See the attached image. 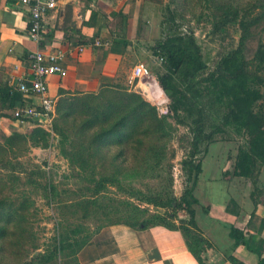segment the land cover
Wrapping results in <instances>:
<instances>
[{
  "label": "trees",
  "instance_id": "1",
  "mask_svg": "<svg viewBox=\"0 0 264 264\" xmlns=\"http://www.w3.org/2000/svg\"><path fill=\"white\" fill-rule=\"evenodd\" d=\"M185 3L182 0V4ZM206 3L213 10L212 33L226 39L229 28L237 26L241 31L240 40L238 46L224 53L211 70L195 33L181 31L178 10L167 7L161 27L162 39L153 50L165 69L158 80L170 99L169 115L160 116L158 108L139 93L118 85H104L97 93L61 91L53 129L60 137L61 153L71 168L79 175H91L88 181L93 187L87 188L91 194L86 193L88 199L74 204V208L87 218L92 207L99 208L98 197L107 185L122 187L123 161L120 159L133 157L143 167H149V161L160 163L167 155L168 118L186 126L192 135V148L182 163L188 184L183 195L180 198L164 194L146 196L132 188L130 194H142L145 202L156 207L185 211L191 219L177 226L174 213L171 215L174 221L168 223L165 215L142 217L143 211L137 208L125 209L122 213L124 221L114 219L111 225L125 224L135 229L164 226L179 230L199 264H206L202 255L210 243L197 224L194 209L199 204L195 191L202 174V162L198 157L207 154L217 135L226 133L227 129L245 137V145L236 155L234 176L251 180L255 203L260 192L259 177L264 169V105L260 103L264 88V43L258 45L252 59L246 55L254 30L264 24V0H253L247 8L239 5V0H206ZM128 46L124 39L112 43L113 51H122ZM22 105V96L0 83V118H9V113ZM49 136L46 130L36 127L30 134L13 131L0 140V264L7 247L14 256L28 246L32 250L38 249L37 243L31 241L27 224L30 201L27 198L22 201L13 199L10 192L21 181L16 172L19 159L31 148L48 147ZM112 148H117V152L109 158L107 154ZM99 167L102 171L100 177ZM39 173L45 177V173ZM29 184L41 183L30 181ZM44 189L51 195L56 192L51 183H45ZM230 235L236 246L244 244L243 232L232 228ZM89 239L72 241L63 237L54 248L25 264H51L61 256L60 264H64L65 253H69L68 258H74L78 264L77 255ZM228 260L231 264H244L234 257H228Z\"/></svg>",
  "mask_w": 264,
  "mask_h": 264
},
{
  "label": "rangeland",
  "instance_id": "2",
  "mask_svg": "<svg viewBox=\"0 0 264 264\" xmlns=\"http://www.w3.org/2000/svg\"><path fill=\"white\" fill-rule=\"evenodd\" d=\"M72 1L68 5L70 9L72 6L74 17L77 21L83 22V27L94 33L90 41L100 39L103 43L109 42L112 45L113 41L124 39L131 45L126 64L128 68L123 73L121 83L115 85L140 94L139 88L135 90L128 86L127 78L134 66L139 63H144L151 69L153 79L160 88L157 85L156 89L152 87L153 85L149 86L145 92L146 95H141L158 108L160 116L169 115L170 99L160 86L158 76L163 74L165 69L162 61L155 56L153 49L162 39L161 27L166 18L168 6L178 10L177 16L181 31L195 33L204 59L211 70L224 53L238 46L240 40L241 31L237 26L229 28V36L226 39L212 33L213 10L209 8L206 0H184L185 4H182V0ZM252 1L239 0V5H246L245 8H247ZM73 26L74 23L70 27ZM260 43H264V24L254 30V35L248 43L246 52L248 59L253 58ZM262 92L263 100L260 103L264 105V88ZM167 122L170 125V137L167 141L165 158L160 163L149 161V167L138 165L133 157H128L126 160L120 159V162L123 161L120 175L122 187L107 185L98 197L99 208L92 207L87 218L83 217V212L74 208V204L81 199H88L86 193L91 194L87 191L88 187H93L88 181L91 175L90 173L79 175L77 171H74L61 153L60 137L54 130L51 133L48 132L50 134L48 147L31 148L19 159L20 165L16 172L21 177V181L18 185H14L10 192L13 199L22 201L27 198L30 201V209L26 215L27 224L32 235L31 241L37 243L38 249L32 250L31 246H28L25 251L14 256L7 247L1 264H25L35 261L39 255L54 248L63 237L72 241L77 238H90L102 228L115 222L114 219L123 222L122 213L125 209L132 211L139 208L143 211L142 217L165 215L168 223L174 221L171 217L174 213L177 226L188 222L191 217L187 212L156 207L142 198L143 195L152 194L180 198L188 186L182 163L191 151L192 135L186 126L177 124L175 119L168 118ZM6 127L0 125V140L15 131L13 128L6 129ZM26 128L22 133L30 134L33 130L28 126ZM245 142V137L238 136L231 129H227L226 133L217 135L216 142L210 145L207 154H201L198 157L202 162V174L195 193L202 203H205V189L210 188V182L215 174L213 169L215 158L225 156V161H227L229 154L238 153ZM116 152L117 148H112L107 156L112 158ZM208 154L209 157H207ZM234 166L233 164L232 171H234ZM40 171L45 173V177L40 175ZM97 172L100 177L102 173L100 167ZM33 176L34 178L30 179ZM10 179L15 178L10 177ZM30 181L41 183V186L31 185ZM45 183H51L56 187L55 194L51 195L50 191L44 189ZM214 184L216 183H212ZM131 188L143 195H131ZM220 193L216 192V194ZM194 209L198 213L196 220L198 218L202 221L205 206L199 203ZM201 223L204 224L205 221ZM68 255L69 253L63 254V263L76 264L74 258H68ZM61 258L62 256L57 262L51 264H60Z\"/></svg>",
  "mask_w": 264,
  "mask_h": 264
},
{
  "label": "crops",
  "instance_id": "3",
  "mask_svg": "<svg viewBox=\"0 0 264 264\" xmlns=\"http://www.w3.org/2000/svg\"><path fill=\"white\" fill-rule=\"evenodd\" d=\"M56 2L57 8L45 17L43 41L37 43L29 36L30 9L12 0H0V83L15 91L30 74L29 56L32 52L43 49L53 53L79 46L85 47L84 52L66 59L68 75L49 79V95L57 105L61 91L69 94L97 93L104 85L121 83L128 68L131 45L122 51H113L109 42L108 46H90L94 33L74 17L73 8L68 5L73 1ZM73 23L74 26L70 27ZM156 85L160 88L154 80L141 81L134 89L139 88L140 94L145 96L148 87L155 88ZM27 105L39 106L40 100L37 97L29 99ZM13 112L9 113V118H0L2 126L18 132H25L27 126L34 129L32 123L23 126L16 121ZM236 155L235 152L229 154L227 161L225 156L215 158V174L210 188L205 189V203L195 193L199 203L205 206L202 217L205 223L197 218V224L210 243L202 255L206 264H231L228 257L244 264H261L264 260V169L259 177L260 192L255 203L251 180L236 177L231 170ZM232 228L244 233V244L236 246L230 235ZM77 258L78 264H199L181 231L164 226L135 229L125 224L108 225L99 230L90 237Z\"/></svg>",
  "mask_w": 264,
  "mask_h": 264
},
{
  "label": "built area",
  "instance_id": "4",
  "mask_svg": "<svg viewBox=\"0 0 264 264\" xmlns=\"http://www.w3.org/2000/svg\"><path fill=\"white\" fill-rule=\"evenodd\" d=\"M12 1L30 9L29 36L33 41L41 43L45 33V17L49 11L57 8L56 0ZM90 46L103 47L108 46V43L97 39ZM84 49V46H79L68 51L58 50L53 53L40 49L30 54V74L15 89L23 98V105L13 112L16 121L23 126L32 123L34 128L41 127L50 133L53 131L57 102L49 95V79L53 76L66 77L68 75L65 68L66 59L74 54L80 55ZM153 77L151 69L146 64L139 63L134 66L127 83L129 87L136 88L141 81H153ZM36 97L40 100L39 106H26L29 99Z\"/></svg>",
  "mask_w": 264,
  "mask_h": 264
}]
</instances>
